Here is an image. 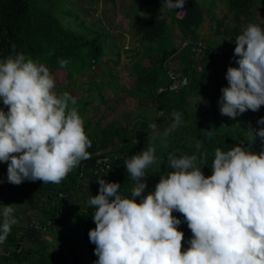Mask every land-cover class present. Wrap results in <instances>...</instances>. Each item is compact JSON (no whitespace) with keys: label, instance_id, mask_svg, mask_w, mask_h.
Listing matches in <instances>:
<instances>
[{"label":"trees","instance_id":"1","mask_svg":"<svg viewBox=\"0 0 264 264\" xmlns=\"http://www.w3.org/2000/svg\"><path fill=\"white\" fill-rule=\"evenodd\" d=\"M217 3L225 4L234 19L232 26L224 28L222 38L227 43L223 46L219 45L218 36L207 38L200 33L207 16L216 23L218 34L224 26L225 19L215 10ZM162 4L163 0H132L133 7L142 11L133 23L136 45L120 50L115 35L101 20H86L69 0H0V60L22 52L45 64L55 80L54 90L76 97L75 107L83 120L88 107L103 98L102 86L115 93L127 92L138 100L149 99L161 113L151 119L141 116L128 120L125 125L117 120L106 126L84 120L85 132L92 141L88 148L91 158L81 161L60 184H43L40 180L9 183L8 162L0 161V212L11 204L18 220L0 244V264H94L98 257L94 253L96 245L89 240V230L96 225L92 219L94 209L88 201L99 193L97 177L120 183L119 194L130 198L135 182L124 161L145 150L149 141L163 163L147 170L143 196L153 192L161 176L171 171L167 166L168 153L198 155L197 140L202 142L200 151L207 153V164L201 166L206 177L213 172L211 164L217 148L227 151L241 144L256 153L264 150L259 137L251 146L244 139L249 128L260 127L257 120L264 117V105L233 119L221 115L218 103L221 89L228 86V67H238L235 37L241 33L243 21L257 22L254 10L264 17V0H185L182 18L175 16L177 10H161ZM260 23L264 29V22ZM173 26L183 39H204L200 57H196L195 44L180 47L178 36L171 31ZM123 53L129 60L130 82L120 80L118 73ZM60 59L69 61L67 66L61 67ZM176 59L180 60L179 67H171ZM56 71L66 72V85L60 87ZM170 73L188 84L173 91ZM83 74L87 78L81 84L84 94L75 96L68 86L75 85ZM202 94L206 104L196 110L193 102ZM2 105L7 112L8 106ZM173 111L182 113L183 123L163 141V131L171 122ZM213 127L215 135L208 137L206 130ZM140 199L137 197V202ZM172 215L181 220L177 227L184 234L182 250H186L193 234L183 214L173 210ZM2 220L0 215V223ZM45 237H53L56 244Z\"/></svg>","mask_w":264,"mask_h":264},{"label":"clouds","instance_id":"2","mask_svg":"<svg viewBox=\"0 0 264 264\" xmlns=\"http://www.w3.org/2000/svg\"><path fill=\"white\" fill-rule=\"evenodd\" d=\"M184 4L163 0L161 10L183 11ZM193 41L197 57L202 49ZM235 43L238 67H228V86L221 89L218 101L221 115L233 119L264 105V29L249 24ZM58 63L65 67L69 61ZM55 87L49 68L22 52L0 60V98L8 106L7 112L0 109V161L8 162L9 183L60 184L81 161L91 158L92 141L75 107L76 97L67 91L58 94ZM201 102L199 95L196 104ZM182 123V113L173 111L163 141ZM257 124L260 127L249 128L244 138L250 146L257 137L264 142V117ZM206 132L212 137L215 128ZM201 147L197 140L198 155L169 152L171 171L146 196L147 170L163 163L152 141L124 161L135 182L130 198L119 194L120 183L97 177L99 193L88 201L96 225L89 230L98 257L94 264H264V150L256 153L241 144L227 151L217 148L213 172L206 177L201 166L207 164V153ZM173 210L183 214L193 234L186 250L177 227L181 220ZM14 211L8 204L0 212V244L18 223Z\"/></svg>","mask_w":264,"mask_h":264},{"label":"rangeland","instance_id":"3","mask_svg":"<svg viewBox=\"0 0 264 264\" xmlns=\"http://www.w3.org/2000/svg\"><path fill=\"white\" fill-rule=\"evenodd\" d=\"M74 3L75 11L80 13L88 21L99 19L102 23L113 32L118 43L117 47L120 50L131 48L136 45L135 42V30L133 28V23L136 21L138 16L142 13L141 10L136 9L132 5V0H69ZM216 13L220 18H224V26L220 27V33H217V25L212 21L208 16L205 21L201 24L200 33L205 37L209 38L212 35L218 36L217 41L219 45L226 44L227 39L222 38L225 35V26H232L234 22L233 15L230 13L225 6V4L217 3L215 7ZM257 17H255V24L262 26L260 23L264 19L262 12L255 11ZM254 15V14H253ZM249 24L243 21L239 30V33L242 32ZM171 31L177 33L178 30L171 27ZM179 34V33H177ZM137 38V37H136ZM131 40H133L131 42ZM204 41V39H202ZM179 42V38L177 39ZM154 45V44H153ZM169 46V44H168ZM234 46V45H232ZM122 53V52H120ZM201 52H198V56H201ZM115 58V55L113 56ZM127 55L122 54L119 58V69L118 73L120 75V80L124 81L127 79L128 82L131 81L130 69L128 66L129 60L126 59ZM199 59V58H198ZM171 67L178 68L180 65V60L176 59L172 62ZM58 75V84L60 87L67 84V75L65 71H56ZM87 78L83 75L76 81L75 85L68 86L70 92L75 96L81 97L84 90V86L81 85L85 83ZM104 96L103 98H98L88 107L87 113L84 115V120H90L91 123H100L102 126H106L113 120H117L125 125L128 123V120L138 119L141 116L145 118H155L159 113L157 109L151 104V100H138L135 97L130 96L127 92L115 93L111 89L102 86ZM203 102L197 103L193 102L196 106V110H200L202 106L206 104V99L204 95H201ZM195 97L191 98L193 100ZM140 99V98H139ZM197 101V100H196ZM3 101L0 98V109H3ZM156 156H158V150L156 149ZM46 238V237H45ZM47 240L54 242L53 237H47ZM56 244V242H54ZM57 245L62 246L63 243H58ZM86 264H90L88 261H85Z\"/></svg>","mask_w":264,"mask_h":264},{"label":"built area","instance_id":"4","mask_svg":"<svg viewBox=\"0 0 264 264\" xmlns=\"http://www.w3.org/2000/svg\"><path fill=\"white\" fill-rule=\"evenodd\" d=\"M185 10H186V4H184L183 11H181V9H177L176 17L177 18H182L184 16V14H185ZM179 11H181V12H179ZM263 22H264V20H263ZM263 28H264V26H263ZM193 42H194L193 40H185L182 43V47H185V46H187V45H189V44H191ZM201 45H202V43L200 42L199 45H198V48H201ZM170 76H171V78L173 80V83H172V86H171V89L173 91H177L180 87H183L184 85L188 84L187 80H185L184 78L180 79V77L176 76L173 73H170Z\"/></svg>","mask_w":264,"mask_h":264},{"label":"crops","instance_id":"5","mask_svg":"<svg viewBox=\"0 0 264 264\" xmlns=\"http://www.w3.org/2000/svg\"><path fill=\"white\" fill-rule=\"evenodd\" d=\"M173 28L176 29V27H174V26H173ZM176 30H178V29H176ZM173 33H174L175 35L178 36V38H179V42H177V43L180 44V47H181L182 43H183L186 39H188V38L183 39L181 33L179 32V30H178V32H177V33H179V34H177V33H175V32H173ZM178 38H177V39H178ZM197 40H198L199 42H203V43H204V41H203L202 39H197Z\"/></svg>","mask_w":264,"mask_h":264}]
</instances>
